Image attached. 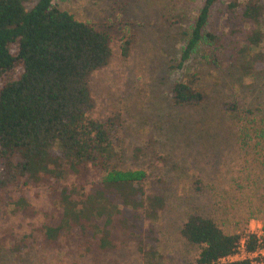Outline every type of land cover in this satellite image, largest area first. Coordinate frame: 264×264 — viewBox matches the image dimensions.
Masks as SVG:
<instances>
[{
    "label": "trees",
    "instance_id": "trees-1",
    "mask_svg": "<svg viewBox=\"0 0 264 264\" xmlns=\"http://www.w3.org/2000/svg\"><path fill=\"white\" fill-rule=\"evenodd\" d=\"M218 1L204 0L186 28L182 61L204 46H224V38L206 28ZM228 10L238 21L232 33L240 44L225 49L243 56L240 68L251 75L264 63V2L230 0ZM111 54L106 30L76 18L54 0H0V207L6 218H30L25 231L12 224L0 229V250L18 257L52 250L62 254L58 264H73L71 258L65 261L71 255L88 257L92 264H119L102 257L133 242L145 264L162 257L154 222L164 198L146 194L144 169L116 166L111 126L89 115L93 100L87 77ZM186 76L172 87L174 101L201 102L205 94L195 73ZM229 109L237 110L234 105ZM253 129L257 144L264 146L263 109ZM66 173L74 179L65 182ZM35 186L49 189L45 207H36L26 194ZM180 233L200 246L197 257L182 264H250L249 258L221 261L235 252L242 237L248 251L264 247V224L261 235L226 232L199 207L188 213Z\"/></svg>",
    "mask_w": 264,
    "mask_h": 264
},
{
    "label": "rangeland",
    "instance_id": "rangeland-1",
    "mask_svg": "<svg viewBox=\"0 0 264 264\" xmlns=\"http://www.w3.org/2000/svg\"><path fill=\"white\" fill-rule=\"evenodd\" d=\"M203 1L54 0L76 18L109 33L111 57L87 77L93 100L89 115L111 126L116 166L144 169L146 194L164 198L154 222L162 257L150 264H182L197 257L200 246L180 233L186 216L197 207L226 232L263 233L264 146L257 144L253 128L264 110V63L243 75V56L228 49L240 44L232 33L239 24L228 10L230 0L213 5L206 27L224 38V46H204L181 60L185 30ZM260 47L264 52V39ZM216 58L217 64L212 63ZM188 71L195 73L205 98L178 104L172 87L188 79ZM230 105L237 110H230ZM62 178L70 182L74 175ZM48 191L35 186L26 194L42 208L49 203ZM5 215L0 207V229L10 224L15 230L28 229L30 218ZM61 255L31 250L18 257L2 249L0 264H58ZM102 258L105 263H146L133 242ZM69 259L92 264L88 257H65Z\"/></svg>",
    "mask_w": 264,
    "mask_h": 264
},
{
    "label": "built area",
    "instance_id": "built-area-1",
    "mask_svg": "<svg viewBox=\"0 0 264 264\" xmlns=\"http://www.w3.org/2000/svg\"><path fill=\"white\" fill-rule=\"evenodd\" d=\"M256 256L257 259L260 258V260L264 257V247H258L254 251H248L245 246V237H242L235 252L226 257L221 258V261H232L249 258L251 260L250 264H258V260L256 261L254 259Z\"/></svg>",
    "mask_w": 264,
    "mask_h": 264
}]
</instances>
